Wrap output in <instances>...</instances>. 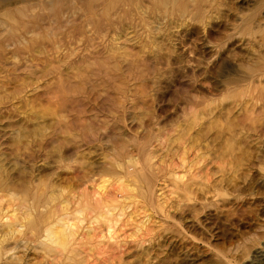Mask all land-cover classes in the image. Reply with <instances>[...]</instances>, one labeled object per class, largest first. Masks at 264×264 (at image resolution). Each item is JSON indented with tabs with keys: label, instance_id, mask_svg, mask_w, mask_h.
<instances>
[{
	"label": "rangeland",
	"instance_id": "1",
	"mask_svg": "<svg viewBox=\"0 0 264 264\" xmlns=\"http://www.w3.org/2000/svg\"><path fill=\"white\" fill-rule=\"evenodd\" d=\"M2 49L0 264H264V0H0Z\"/></svg>",
	"mask_w": 264,
	"mask_h": 264
},
{
	"label": "bare ground",
	"instance_id": "2",
	"mask_svg": "<svg viewBox=\"0 0 264 264\" xmlns=\"http://www.w3.org/2000/svg\"><path fill=\"white\" fill-rule=\"evenodd\" d=\"M2 17V16H1ZM11 23L10 24H12V21H10ZM36 34V33H35ZM17 40V39H16ZM7 43H9L8 41L7 42H4V45H6L7 47H9L10 46V44L9 45H7ZM17 43V42H16ZM5 56H6V54H5V52L3 51V49L2 50H0V71H4L5 73H8V69H7V65H8V63H7V60H4V58H5ZM11 71V70H10ZM7 84V83H6ZM118 164V163H117ZM119 167H120V169H122L123 171H124V174L125 175H127V176H133L134 178H136L139 182H146L147 181V177H146V174H145V169L144 168H139V169H136V168H133V167H131V166H123L122 164H120L119 165ZM147 173V172H146ZM151 179V178H150ZM117 183H121V180L120 181H117ZM147 184V183H146ZM26 191L27 190H25V193H26ZM8 194V193H7ZM11 195V194H10ZM24 195V194H23ZM26 200H24V202H27L28 203V205L27 206H29V208H30V210L31 209H33V210H37L38 208H40V207H42L43 205L45 206V204H48V202H49V200L48 199H46L45 198V196H43L42 194L41 195H35V194H30V193H26ZM53 196V195H52ZM86 196V195H85ZM96 196V195H95ZM14 196H12V198H13ZM24 197V196H23ZM61 198V197H60ZM69 198V197H68ZM83 198H84V196H83ZM87 198V197H86ZM15 199V198H14ZM25 199V198H24ZM84 201H85V199H83ZM87 200V199H86ZM24 202H22V203H24ZM87 202V201H86ZM53 203V202H52ZM88 203V202H87ZM25 204V203H24ZM51 204V203H50ZM49 204V205H50ZM62 206V205H61ZM67 206V205H66ZM96 207L97 206H99V204L97 205H95ZM24 207V206H23ZM86 207V206H85ZM87 207L88 208H85V209H88L89 211H88V214H89V212H90V214H92L93 212H95V208H93V206H91V205H87ZM46 208V207H45ZM57 209V208H56ZM64 209V208H63ZM39 211L41 210V209H38ZM104 211L106 210V209H103ZM16 211V210H15ZM25 211H27V210H25ZM38 211V212H39ZM50 211V210H49ZM82 211V210H81ZM85 211V210H84ZM87 211V210H86ZM91 211H92V213H91ZM32 212V211H31ZM36 212V211H35ZM53 212H55V211H53ZM53 212H48L45 216H44V222H42V225H44V226H42L41 225V223L39 222V224L38 223H35L34 225L31 223V225H33L32 227L34 228V231L35 232H39V231H42L44 234V237H46L47 235H49V236H51L52 238L54 237V236H52V234H53V231H52V228H50V226H54V225H52V224H54V223H52V220H54V219H52V217H51V213H53ZM83 212V211H82ZM78 213H79V211H78ZM28 214V213H27ZM65 214V213H64ZM94 214V213H93ZM98 214V213H97ZM100 214H102V212L101 213H99V215ZM55 215V214H54ZM62 215V214H61ZM98 215V216H99ZM55 216H57V215H55ZM54 216V217H55ZM60 216V215H59ZM64 216V215H63ZM102 217L104 216L103 214L101 215ZM58 217V216H57ZM67 217V216H66ZM65 217V218H66ZM100 217V216H99ZM42 218V217H41ZM94 218V217H93ZM6 219H8V218H6ZM6 219H5V221H6ZM12 219V218H11ZM59 219H61V217H59ZM64 219V218H63ZM4 220V219H3ZM29 220V219H28ZM8 221V220H7ZM22 221V220H21ZM55 221V220H54ZM61 221V220H60ZM25 222V221H24ZM56 222H57V219H56ZM9 224V223H8ZM10 224H11V226L10 227H12V225L14 226V223L13 222H10ZM60 224V223H59ZM61 224H63V223H61ZM4 226H6V225H4ZM8 226V231H10L11 229H10V227ZM28 226V225H27ZM56 226V225H55ZM7 227V226H6ZM19 227V226H18ZM42 227H44V228H42ZM64 227V226H63ZM54 228V227H53ZM10 229V230H9ZM45 229V230H44ZM14 230H15V228H14ZM54 230V229H53ZM31 233V232H30ZM8 234V233H7ZM54 234H56L55 232H54ZM46 235V236H45ZM35 236V235H34ZM36 237V236H35ZM48 238V237H47ZM50 238V237H49ZM48 238V239H49ZM46 239V238H45ZM54 243V242H53ZM87 261V260H86Z\"/></svg>",
	"mask_w": 264,
	"mask_h": 264
}]
</instances>
